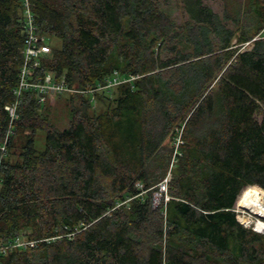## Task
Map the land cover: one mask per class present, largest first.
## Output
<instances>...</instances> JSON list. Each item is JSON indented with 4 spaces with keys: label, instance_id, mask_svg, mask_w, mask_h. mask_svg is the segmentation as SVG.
<instances>
[{
    "label": "trees",
    "instance_id": "1",
    "mask_svg": "<svg viewBox=\"0 0 264 264\" xmlns=\"http://www.w3.org/2000/svg\"><path fill=\"white\" fill-rule=\"evenodd\" d=\"M32 3L62 42L45 71L75 89L127 81L96 104L72 94L65 129L25 92L0 172V239L36 245L0 264H264V233L234 211L246 187L239 204L264 189V0ZM24 43L21 0H0V142Z\"/></svg>",
    "mask_w": 264,
    "mask_h": 264
},
{
    "label": "built area",
    "instance_id": "2",
    "mask_svg": "<svg viewBox=\"0 0 264 264\" xmlns=\"http://www.w3.org/2000/svg\"><path fill=\"white\" fill-rule=\"evenodd\" d=\"M23 10V22L25 32V43L23 48V60L21 69L19 72V79L17 86L14 90L16 100L12 104L5 106V109L10 115V124L6 131V136L2 142H0V172L3 168V162L8 155V142L10 136L14 133V122L18 119V108L21 104L22 98L26 91H32L38 98L39 103L44 104L49 94L62 93V92H76V93H89L92 94V101H96V92H100L106 89H113L123 82L127 81L123 79L118 72H115L111 77L106 79L105 82L99 83L92 89H75L69 86L65 78L55 79L53 73L45 71L43 67L44 60L51 53V47L48 45L45 33L41 30L40 25L33 12L32 0H21ZM134 78V77H132ZM167 179L160 184V194L167 191ZM1 184V178H0ZM166 200L170 197L166 193ZM234 211L237 213L239 221L246 225H254L253 230L262 232L257 227V219H252L248 216L249 213L243 211L238 205ZM239 212L242 213V217L239 216ZM36 241L28 240L25 236H17L13 239H0V254H8L13 249H22L27 246H35Z\"/></svg>",
    "mask_w": 264,
    "mask_h": 264
},
{
    "label": "rangeland",
    "instance_id": "3",
    "mask_svg": "<svg viewBox=\"0 0 264 264\" xmlns=\"http://www.w3.org/2000/svg\"><path fill=\"white\" fill-rule=\"evenodd\" d=\"M212 5H215L217 7V3H215V2L214 3L212 2ZM171 9L173 10V14L177 18L181 19V17H182L181 8H180V6L178 5V3L176 1L173 2ZM45 37H46L48 45L51 47V50H52V47H61L62 42H61V40L59 38L54 37V38L49 39L46 34H45ZM51 53H52V51H51ZM49 55L47 56V58L49 57ZM45 60H47V59H45ZM49 74L51 75V73H49ZM114 88H116V87H114ZM72 94H76V92L51 93V94L48 95V97L46 99V102L43 104V110L46 113L49 114V118L51 119V121L54 122L55 125L58 128H60V129H65V128H67L69 126V122H70V107H71V104H72V102L70 100V97H71ZM93 102L96 104L97 100L93 101ZM45 136H46V134H45V132L43 130H39L37 132V135H36V147L39 150H42L45 147ZM181 143H183V141L181 139V136H179V137H177V139L175 141H173L172 144L175 146V149H178V147H180ZM171 178H172V173L168 172L167 176L164 178V181L166 179L168 180L167 181V191L164 192V195L166 193L168 194V182L170 181ZM248 187H246L242 191L241 195L242 194L243 195L242 196L240 195L241 198H243L245 196L246 192L244 193V191ZM162 197H163V194L161 195L160 192H156L155 193V202H156V204L160 203V201L162 200ZM240 197H239V199H240ZM239 199H238L237 204H236V209H238V205L241 207V203L244 200L243 199L240 202V204H239ZM243 211H245V210H243ZM239 216L242 217V213L239 212ZM248 216H251V218L255 219V220L258 219V216L256 214H253L252 212H250ZM244 226L247 227V228H251V229H253V227H254L253 224L251 226H246V225H244ZM259 233H264V231L259 232Z\"/></svg>",
    "mask_w": 264,
    "mask_h": 264
},
{
    "label": "bare ground",
    "instance_id": "4",
    "mask_svg": "<svg viewBox=\"0 0 264 264\" xmlns=\"http://www.w3.org/2000/svg\"><path fill=\"white\" fill-rule=\"evenodd\" d=\"M241 207L246 212L256 214L257 227L264 231V189L263 187L254 186L248 196L242 201Z\"/></svg>",
    "mask_w": 264,
    "mask_h": 264
}]
</instances>
